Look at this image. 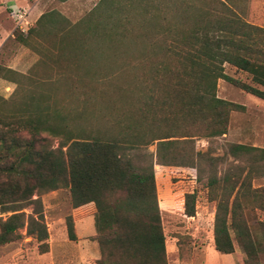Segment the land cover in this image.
Returning <instances> with one entry per match:
<instances>
[{
  "label": "trees",
  "instance_id": "1",
  "mask_svg": "<svg viewBox=\"0 0 264 264\" xmlns=\"http://www.w3.org/2000/svg\"><path fill=\"white\" fill-rule=\"evenodd\" d=\"M146 1L142 19L127 20L130 29L120 32V42L129 39L138 52L131 80L146 90L117 122L123 128L108 138L74 134L66 118L53 108L51 75L66 72L70 64L60 51L47 49L43 37L45 24L60 20L55 37L66 50L86 45L90 39L79 40L76 32L81 26L92 34L105 30L98 12L110 0H100L99 7L80 22L70 24L49 12L26 35L17 32V40L39 59L25 75L4 69L14 80L0 75L16 86L9 99L0 96V213H11L0 221V246L21 239L25 230L41 253L48 252L40 196L67 188L72 209L95 207L99 249L95 264H168L154 166L188 167L196 169V183H204L209 200L216 202L214 249L233 254L232 232L245 256L243 264H262L264 223L250 226L245 211L255 209L262 199L263 189L252 186V171L264 160V149L228 144L221 157H213L209 147L196 151L194 143L199 139L214 143L227 134L230 114L245 111L243 105L217 96L219 80L264 99L260 89H264V28L244 19L246 0ZM225 65L245 73L250 82L227 75ZM110 70L106 74L115 73ZM124 72L122 67L118 74ZM151 145H155L154 157L146 151ZM228 155L239 163L228 165L218 177L217 167ZM241 159L248 167L241 165ZM195 197V191L184 195L186 217L195 215ZM27 208L30 213H25ZM65 226L68 240L76 241L71 215L65 218Z\"/></svg>",
  "mask_w": 264,
  "mask_h": 264
},
{
  "label": "rangeland",
  "instance_id": "2",
  "mask_svg": "<svg viewBox=\"0 0 264 264\" xmlns=\"http://www.w3.org/2000/svg\"><path fill=\"white\" fill-rule=\"evenodd\" d=\"M134 2L135 0H110L108 7L101 8L102 6L99 7L100 0H66L63 2L58 0H0V75L8 76L14 80L16 77L6 75L4 69L12 67L14 71L25 75L39 59L38 55L17 40L16 34L18 32L26 35L41 15L55 12L70 24H74L84 20L89 13L99 7L101 9L98 12L99 20L106 23L105 30L101 28L97 34H92L93 31L88 28L85 31L86 28L81 26L75 36L79 40L84 37L90 40H86L87 44H83L80 48L78 45L77 47L74 45L77 49L73 51L66 50L65 43L55 37L56 31L61 25L60 20L52 25L48 22L45 24L46 34L43 37L45 46L54 53L60 51L64 59L67 61L69 59L70 64L66 72L51 75V104L66 118L67 128L74 134L81 133L88 137L101 136L102 138L116 135L120 131V127L123 128L122 123L117 126V122L123 121L122 116L129 113L133 99L141 96L146 90L135 80H131L134 55L138 52L136 53L132 49L129 39L122 38L124 41L120 42V32L125 33L130 29L127 20L130 19L132 22L136 17L139 20L142 19L141 12L147 1L141 0L140 4ZM245 5L244 19L264 28V0H246ZM19 10L26 13L23 31L13 29L16 19L13 18L15 17L14 13ZM118 19L119 26H116L115 22ZM88 31L90 33L84 35V32ZM103 34H106V37L112 35L113 39H102ZM114 37L119 43L114 40ZM141 46L146 45L143 43ZM122 67L125 72L120 76L121 73L118 74V72ZM109 69H111L110 71L115 69V73L106 74ZM224 70L227 75L235 79H240L245 83L250 82L245 73L236 71L229 65H225ZM132 72L134 73L135 69ZM65 80L68 82L64 83ZM121 86L123 87L122 91H120ZM8 87L9 89L2 88L0 91V96L5 99H9L16 88L14 83ZM260 89L264 91L263 88L260 87ZM217 96L226 101L243 105L245 111L232 112L227 134L217 138L211 144H208L205 139H199L194 143L195 150L205 152L209 147L213 157H221L228 144H241L264 149V99L251 96L222 80L217 82ZM57 144L58 140L53 141L54 147ZM146 151L154 157L155 145L149 146ZM245 159H241L240 163L246 168L248 162ZM238 163L239 161L234 160L231 156H226V161L217 167V176L222 177L226 173L228 165ZM257 163L254 166L256 168L252 171L255 173L252 186L254 188L261 187L263 191L261 192L262 199L256 208L245 211V217L250 226H254L255 222L264 223V160ZM154 172L160 222L165 236L167 263L243 264L245 256L232 232L233 254L222 255L214 249L213 226L216 202L209 200L208 188L204 183H196V169L156 165ZM193 191L196 193L195 215L186 217L183 210L184 195ZM40 200L48 231L49 253L56 255L62 252L73 255L78 252L79 255H85V260L81 264H94L95 259L99 258V249L95 241L94 205L91 204L78 210L72 209L70 193L67 188L42 194ZM30 212L31 208L25 209V213ZM10 215V212L0 213V221H4ZM68 215L73 217L74 231L77 237L75 242H70L67 238L65 218ZM21 235V239L8 243L14 245L12 246L14 248L2 250L1 247L8 244L0 246L1 262L2 257H6L7 253L16 252L18 249L24 253L35 251L37 255L41 256V262H50V260L47 261L50 255L44 256V253L39 251L38 243L32 237L25 236V230L21 231ZM260 258L264 264V255H261ZM37 259L39 263L40 258Z\"/></svg>",
  "mask_w": 264,
  "mask_h": 264
},
{
  "label": "crops",
  "instance_id": "3",
  "mask_svg": "<svg viewBox=\"0 0 264 264\" xmlns=\"http://www.w3.org/2000/svg\"><path fill=\"white\" fill-rule=\"evenodd\" d=\"M7 68L14 70L12 67H7ZM8 85H13V83L9 80H6L0 77V91L2 88L5 90L9 89ZM76 240H77V237H76ZM70 242H75V241H70ZM7 246L6 245L2 246L1 247L2 250H5V248H10V249L14 248L12 247L14 245H11V244H8ZM210 248L212 249L213 247L211 246ZM47 254L50 255L49 259L47 260V261L50 260V262H45V261L41 262L42 261L41 256L37 255L35 251L33 252L28 251L24 253L21 249H18L16 252L7 253L5 255L6 257H2L3 259H2V262L0 261V264H39V263H42V264H81V262L85 260V255H82V254L79 255L78 252L73 255L65 254L62 252H59L56 255H54L52 253H49L48 251L44 253V256ZM37 258H40L39 263L37 262L38 260ZM96 260L97 258L95 259V261Z\"/></svg>",
  "mask_w": 264,
  "mask_h": 264
},
{
  "label": "built area",
  "instance_id": "4",
  "mask_svg": "<svg viewBox=\"0 0 264 264\" xmlns=\"http://www.w3.org/2000/svg\"><path fill=\"white\" fill-rule=\"evenodd\" d=\"M14 16L13 18H16L15 19V27L14 29L16 30H21L23 31V25H25L26 23V13L22 10H19L17 11L16 13H14Z\"/></svg>",
  "mask_w": 264,
  "mask_h": 264
}]
</instances>
